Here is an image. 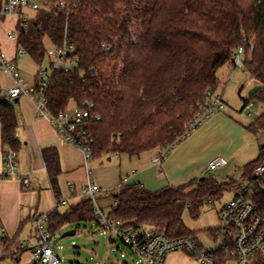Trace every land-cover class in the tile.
<instances>
[{
  "label": "trees",
  "instance_id": "obj_1",
  "mask_svg": "<svg viewBox=\"0 0 264 264\" xmlns=\"http://www.w3.org/2000/svg\"><path fill=\"white\" fill-rule=\"evenodd\" d=\"M65 1L64 8L39 9L20 23L16 46L37 65L48 59L47 45L66 42L74 47L75 70H54L45 99L51 115L73 106L99 117L85 126L92 138V158L139 156L175 143L198 113L206 92L216 91L217 71L232 65L240 46L248 78L263 85L243 101L242 109L253 99L263 108L247 129L255 132L264 127V0ZM39 81L36 76L34 84ZM13 104L0 97L4 151L19 147ZM259 149L257 159L244 166L242 179L264 158V144ZM42 159L51 189L58 193L57 150L43 148ZM240 183L219 181L210 173L156 191L141 183H122L106 194L114 201L111 217L124 228L145 226L169 238L196 239L185 226L183 213L187 210L197 218L209 201L236 191ZM253 201L264 216V188ZM89 221L95 222L94 206L85 198L62 213H48L46 229L52 238L66 225Z\"/></svg>",
  "mask_w": 264,
  "mask_h": 264
},
{
  "label": "built area",
  "instance_id": "obj_2",
  "mask_svg": "<svg viewBox=\"0 0 264 264\" xmlns=\"http://www.w3.org/2000/svg\"><path fill=\"white\" fill-rule=\"evenodd\" d=\"M65 0H2L0 4V22L12 16L16 20L14 30L6 32V37L17 43L20 29L18 25L26 22L31 13L39 10H48L51 7L64 8ZM253 47L252 41L248 43ZM244 47H238L232 56V66L242 67ZM74 47L64 42L61 45H49L46 50L48 57V76L43 79L46 69L39 70L40 81L28 85L22 78L14 59L7 58L0 44V69L14 82L12 87L3 90V97L8 104L24 94L35 105L36 113L47 117L59 134L67 143L78 148L83 157L87 171V185L82 190L83 199L90 198L94 206L96 227L104 234L119 238L136 256L134 264H163L167 253L182 251L193 256L202 264H264V216L261 215L254 204L253 198L257 191L264 188V158L257 163L251 173L240 183L233 192V198L218 211L219 227L214 234V248H204L196 239L188 236L169 238L162 233H152L147 227L137 229L124 228L121 223L111 217V207L102 210L97 201L96 194L99 188L94 182L87 167L91 157L92 138L87 134L85 126L89 120H98L87 108H73L71 113L61 111L56 116L51 115L47 109L45 90L50 83V75L56 69L65 72L74 71L77 61L73 57ZM27 55L22 48L16 49V57ZM232 74L228 80L232 79ZM225 102L215 91L206 92L198 113L187 124L186 132L176 139L175 143L185 139L187 133L204 123L211 116L220 113L225 108ZM253 104H249V109ZM175 143L159 147L152 158V163L161 165ZM226 164L222 156L211 158L206 164V172L210 174ZM16 152L4 151L2 155V170L0 178L19 177L25 187H29L27 177L21 176L16 168ZM56 200V204H58ZM209 201V204H212ZM48 214L42 213L35 218L36 243L31 252V264H61L60 258L54 252L51 236L46 229ZM25 242L19 244V250L26 248Z\"/></svg>",
  "mask_w": 264,
  "mask_h": 264
},
{
  "label": "crops",
  "instance_id": "obj_3",
  "mask_svg": "<svg viewBox=\"0 0 264 264\" xmlns=\"http://www.w3.org/2000/svg\"><path fill=\"white\" fill-rule=\"evenodd\" d=\"M15 27L16 20L12 16L0 22V44L7 58L14 59L17 64L16 41L6 37V32L14 30ZM247 80L248 77L241 83V88ZM13 85V80L0 69V97H3V90ZM13 102L17 122L15 138L19 142L15 151L16 168L21 176L28 178L29 187H25L19 177L0 178V264H31V252L36 243L35 218L39 214H48L54 210L62 213L78 204L83 199L81 192L87 185V171L81 151L64 141L47 117L36 113L35 105L28 96L21 94ZM214 122L213 119L204 124L199 132L185 140L172 153H168L161 165L152 163L156 151L146 157H143L144 153L139 156L103 155L109 163L113 162L105 166L88 161L87 167L99 188L97 194L103 189L107 191L122 183H141L146 189L156 191L167 185H183L180 182L188 175L194 177L193 179L201 178L197 176L205 174L202 169L205 170L207 162L217 154L199 157L203 155L199 150L203 148L199 140L208 132L215 131ZM198 145L202 146L199 148ZM46 147L57 150L61 168L58 193L51 189L42 159V149ZM3 152L0 124V172ZM149 159L154 166L148 163ZM201 163L203 166L200 168ZM171 181L175 184H170ZM56 200L59 201L58 204ZM22 242L27 246L19 250ZM179 254L182 253L173 252L169 255L174 257L180 256Z\"/></svg>",
  "mask_w": 264,
  "mask_h": 264
},
{
  "label": "rangeland",
  "instance_id": "obj_4",
  "mask_svg": "<svg viewBox=\"0 0 264 264\" xmlns=\"http://www.w3.org/2000/svg\"><path fill=\"white\" fill-rule=\"evenodd\" d=\"M17 66L24 81L28 85H33L36 76L40 79L38 71L48 69V59L37 65L28 55H25L17 58ZM48 74L49 69L42 78L45 79ZM230 74L233 76L231 80H228L227 78ZM217 77L219 83L215 92L222 97L226 105L225 108L220 114L211 116L204 123L190 131L185 139L171 147L169 153H172L185 140L199 132L204 124L214 119V123L216 124L215 131L212 133L208 132L206 136L202 137V140L201 138L199 140L203 145V148L199 149L203 155L199 157L212 153L217 154L216 156L224 157L226 164L222 168L212 172V174L219 181L233 179L245 184L246 181L242 179L244 166L257 159L259 148L264 144V127L255 132L248 130L247 127L254 122L263 108L257 100L253 99L250 102L253 104L251 108L242 109L243 101L239 97V90L241 83L248 77L243 67L225 65L218 70ZM72 110L73 106H70L66 112L71 113ZM220 116H223V118ZM202 145H198V147L200 148ZM151 154H153V150L146 151L143 157ZM89 163L105 166L113 162L109 163L106 157L102 155L99 158H91ZM148 163L151 164L150 159ZM202 164H200V168L203 166ZM156 169L160 170L159 167H156ZM203 172L205 174L199 175L197 178L207 174L206 169H202ZM193 178L188 175L180 183L187 184ZM170 184L175 183L171 181ZM232 198L233 192L225 191L217 201L209 204V206H205L197 218H192L187 210L183 213L182 219L185 226L195 234L196 239L204 248L215 247L214 234L212 232L215 233L219 227L218 211ZM96 201L104 211H107L108 206L112 205L113 199L103 189L100 194H96ZM71 230L75 232L73 235L61 238L64 232ZM51 244L55 253L60 258L61 264H134L136 260V256L128 246L119 238L104 234L96 227L94 221L66 225L51 238ZM173 252L182 254L174 257L169 255ZM173 252L166 254L163 264H202L199 259L180 250Z\"/></svg>",
  "mask_w": 264,
  "mask_h": 264
},
{
  "label": "water",
  "instance_id": "obj_5",
  "mask_svg": "<svg viewBox=\"0 0 264 264\" xmlns=\"http://www.w3.org/2000/svg\"><path fill=\"white\" fill-rule=\"evenodd\" d=\"M263 85L258 80L248 78L246 84L243 86L242 90L239 93V97L242 101H247L252 98L255 94H257ZM75 232L73 230L66 231L61 235V238L73 235Z\"/></svg>",
  "mask_w": 264,
  "mask_h": 264
}]
</instances>
